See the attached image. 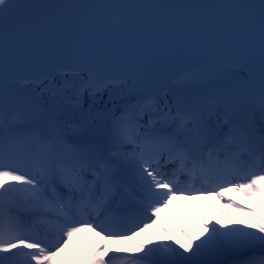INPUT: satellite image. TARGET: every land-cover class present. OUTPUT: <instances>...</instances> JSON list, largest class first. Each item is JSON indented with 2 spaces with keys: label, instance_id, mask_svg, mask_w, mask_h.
Returning a JSON list of instances; mask_svg holds the SVG:
<instances>
[{
  "label": "snow or ice",
  "instance_id": "snow-or-ice-1",
  "mask_svg": "<svg viewBox=\"0 0 264 264\" xmlns=\"http://www.w3.org/2000/svg\"><path fill=\"white\" fill-rule=\"evenodd\" d=\"M193 57L213 59L186 83L210 86L83 110L126 69ZM213 195L244 218L160 226L177 197ZM85 231L102 243L67 264H264V0H0V264H58Z\"/></svg>",
  "mask_w": 264,
  "mask_h": 264
},
{
  "label": "rangeland",
  "instance_id": "rangeland-1",
  "mask_svg": "<svg viewBox=\"0 0 264 264\" xmlns=\"http://www.w3.org/2000/svg\"><path fill=\"white\" fill-rule=\"evenodd\" d=\"M200 70V66L195 65L191 73H196ZM127 72V71H126ZM190 73V74H191ZM130 77L127 80L126 85L119 86L113 93L111 100L109 99V93L106 91L101 96H98L95 100L85 98L82 101L83 110L85 113L91 110V112H106L109 109H114L117 114L121 110V105L134 102L137 94H148L160 92L163 94L164 91L168 92V100L174 101L178 96H188L200 87L210 85H192L186 83L185 79L177 82L170 89L164 88L161 84H156L146 79L141 74H131L127 72ZM87 76V74H84ZM57 86L62 84L60 75H56ZM148 80V81H147ZM47 82V81H46ZM18 87L24 90L26 95H32L35 97H48L49 92L36 90V86L30 82L25 84H17ZM131 89V91H130ZM97 128H102V122L100 120L95 121ZM198 186V183H197ZM226 197L231 199L238 205L247 208L248 201L241 198L235 192L226 193ZM224 201L218 200L214 195L210 198H204L201 196L199 200L193 201L186 197H177L173 200L172 204L164 208L160 213V226L166 229L172 236L182 239L181 230L187 233L188 236H195L201 230V214L207 220L214 221L220 219L223 223H229L231 220L243 219V213L235 211L234 209H226L222 207ZM148 236L161 237L163 238V232L159 228H150L147 233ZM140 241H144L145 237L141 236L138 238ZM203 239V237H202ZM199 242V241H197ZM102 242L92 232L85 231L78 233L73 236L72 241L69 245V251L63 253L57 258L58 264H67L71 260L74 254L76 258H83L84 253L92 252ZM126 247H134L135 242H129L127 245H121ZM155 247L158 245H149ZM176 247L175 244L172 245ZM111 255V254H110Z\"/></svg>",
  "mask_w": 264,
  "mask_h": 264
},
{
  "label": "water",
  "instance_id": "water-1",
  "mask_svg": "<svg viewBox=\"0 0 264 264\" xmlns=\"http://www.w3.org/2000/svg\"><path fill=\"white\" fill-rule=\"evenodd\" d=\"M212 57H193V58H183L176 60L171 64H160V65H147L137 71L125 70L131 74H141L149 81L161 84L164 88H170L175 83L185 79L193 70L195 65L202 66L206 63L211 62ZM40 71H52L51 67H45L43 69H37L35 71L21 70L19 72L13 73L14 76H31L34 74H39ZM57 75L56 73H53ZM82 74H87L83 72ZM43 79V77H41ZM28 80L16 81V83L24 84L28 83Z\"/></svg>",
  "mask_w": 264,
  "mask_h": 264
},
{
  "label": "bare ground",
  "instance_id": "bare-ground-1",
  "mask_svg": "<svg viewBox=\"0 0 264 264\" xmlns=\"http://www.w3.org/2000/svg\"><path fill=\"white\" fill-rule=\"evenodd\" d=\"M197 183H198V187H199V186H203V185H201V184H200V182H199V181H198Z\"/></svg>",
  "mask_w": 264,
  "mask_h": 264
},
{
  "label": "trees",
  "instance_id": "trees-1",
  "mask_svg": "<svg viewBox=\"0 0 264 264\" xmlns=\"http://www.w3.org/2000/svg\"><path fill=\"white\" fill-rule=\"evenodd\" d=\"M148 81V80H147ZM150 83V81H148ZM204 238V237H203Z\"/></svg>",
  "mask_w": 264,
  "mask_h": 264
}]
</instances>
